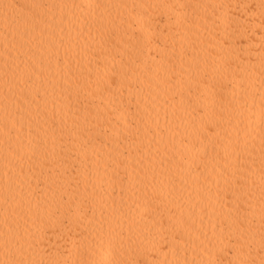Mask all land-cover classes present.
Returning <instances> with one entry per match:
<instances>
[{
    "label": "bare ground",
    "instance_id": "bare-ground-1",
    "mask_svg": "<svg viewBox=\"0 0 264 264\" xmlns=\"http://www.w3.org/2000/svg\"><path fill=\"white\" fill-rule=\"evenodd\" d=\"M0 264H264V0H0Z\"/></svg>",
    "mask_w": 264,
    "mask_h": 264
}]
</instances>
